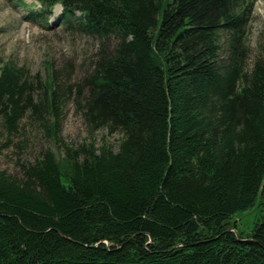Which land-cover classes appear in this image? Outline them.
Here are the masks:
<instances>
[{
	"label": "trees",
	"instance_id": "obj_1",
	"mask_svg": "<svg viewBox=\"0 0 264 264\" xmlns=\"http://www.w3.org/2000/svg\"><path fill=\"white\" fill-rule=\"evenodd\" d=\"M33 1L18 0L37 20L61 5L68 30L100 41L77 106L122 140L0 168V264H264V216L248 237L233 222L264 207L258 0ZM54 74L2 63L5 130L32 113L57 138Z\"/></svg>",
	"mask_w": 264,
	"mask_h": 264
},
{
	"label": "rangeland",
	"instance_id": "obj_2",
	"mask_svg": "<svg viewBox=\"0 0 264 264\" xmlns=\"http://www.w3.org/2000/svg\"><path fill=\"white\" fill-rule=\"evenodd\" d=\"M33 3L32 0H25ZM18 0H0V66L13 62L31 70L43 80L55 73V84L63 97V110L57 138L49 135L48 124L39 123L32 113L27 114L17 130L9 133L0 122V168L11 175H21L24 163H34L48 149L59 155L65 147L77 148L94 143L118 148L122 135L98 130L91 133L76 101L77 87L92 71L101 43L94 36L68 30L61 19L62 8L36 20L30 5L22 7ZM34 9V10H33ZM253 57L261 52L264 43V0H258L251 23ZM42 86L37 87L41 97ZM47 126V127H46ZM264 207L257 202L252 208L233 218L237 230L248 237L256 223L262 220Z\"/></svg>",
	"mask_w": 264,
	"mask_h": 264
},
{
	"label": "bare ground",
	"instance_id": "obj_3",
	"mask_svg": "<svg viewBox=\"0 0 264 264\" xmlns=\"http://www.w3.org/2000/svg\"><path fill=\"white\" fill-rule=\"evenodd\" d=\"M239 236V235H238Z\"/></svg>",
	"mask_w": 264,
	"mask_h": 264
},
{
	"label": "water",
	"instance_id": "obj_4",
	"mask_svg": "<svg viewBox=\"0 0 264 264\" xmlns=\"http://www.w3.org/2000/svg\"><path fill=\"white\" fill-rule=\"evenodd\" d=\"M233 230V229H232Z\"/></svg>",
	"mask_w": 264,
	"mask_h": 264
}]
</instances>
